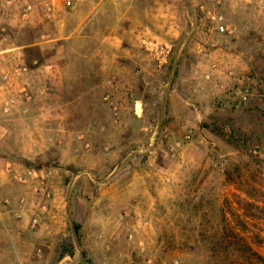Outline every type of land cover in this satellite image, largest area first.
Returning <instances> with one entry per match:
<instances>
[{
  "label": "rangeland",
  "instance_id": "374dc122",
  "mask_svg": "<svg viewBox=\"0 0 264 264\" xmlns=\"http://www.w3.org/2000/svg\"><path fill=\"white\" fill-rule=\"evenodd\" d=\"M87 9L0 29V264H264V0Z\"/></svg>",
  "mask_w": 264,
  "mask_h": 264
},
{
  "label": "crops",
  "instance_id": "0c3cea01",
  "mask_svg": "<svg viewBox=\"0 0 264 264\" xmlns=\"http://www.w3.org/2000/svg\"><path fill=\"white\" fill-rule=\"evenodd\" d=\"M68 2V4H66ZM51 6L49 11H43L40 6H36L33 12L30 15V19L28 20L27 28L34 27L36 24L40 23L41 28L47 30L50 27L49 20L54 23V25L58 28V32H60V39L63 41H67V36L63 33L66 31H72L78 27L77 20H79L86 11H88L89 4L91 0H51ZM10 12L0 17V29L10 30L15 23V19L11 18ZM48 18V19H46ZM48 20V21H47ZM44 21V23H43ZM75 26V27H74ZM58 39V38H57ZM0 46H4V48L0 49V55L2 53H10L15 51L16 49L23 47V46H12L9 45L6 40L0 41ZM11 56V54H8ZM73 62V60L69 61ZM69 75L72 79H78L82 77V73L76 70L71 69L68 72V65H61L58 70H56L54 78L55 79H63ZM65 76V77H64ZM88 77V76H87ZM1 88V87H0ZM69 91L70 95H76V92ZM72 97V96H71ZM76 99H72L69 103L74 108Z\"/></svg>",
  "mask_w": 264,
  "mask_h": 264
},
{
  "label": "built area",
  "instance_id": "2783aa9c",
  "mask_svg": "<svg viewBox=\"0 0 264 264\" xmlns=\"http://www.w3.org/2000/svg\"><path fill=\"white\" fill-rule=\"evenodd\" d=\"M51 0H0V16H3L7 14L8 12H12V9L15 6H18V14L20 15V21L23 23L25 22L33 12L34 8L36 6H40L43 11H49L51 6ZM68 4V2L66 3ZM217 31L222 33L227 30V27L224 25H218L216 27ZM23 91V90H22ZM24 96L27 98L28 95L25 91H23ZM242 100H245V96L241 97ZM0 102H2V111L7 112L10 107L12 100H4L2 96H0ZM14 180H16L19 183H25L26 181H34L35 178H37V175L35 172L31 170H26L24 173H14L13 175ZM43 184L42 180L39 179L38 185L41 186ZM42 190L41 187L39 188V191ZM42 209L44 207H41ZM36 224V219L32 218L30 221V228H33Z\"/></svg>",
  "mask_w": 264,
  "mask_h": 264
},
{
  "label": "trees",
  "instance_id": "16d2710c",
  "mask_svg": "<svg viewBox=\"0 0 264 264\" xmlns=\"http://www.w3.org/2000/svg\"><path fill=\"white\" fill-rule=\"evenodd\" d=\"M240 239H241L240 241L243 243V245H244L248 250H250L251 247H250V245H249V241L247 240L248 238H245V237L243 238V237H242V238H240Z\"/></svg>",
  "mask_w": 264,
  "mask_h": 264
}]
</instances>
